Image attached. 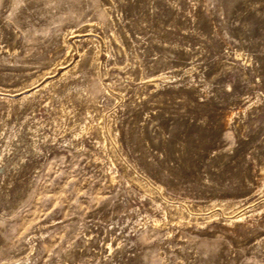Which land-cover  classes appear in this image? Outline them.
Instances as JSON below:
<instances>
[{"label": "rangeland", "instance_id": "374dc122", "mask_svg": "<svg viewBox=\"0 0 264 264\" xmlns=\"http://www.w3.org/2000/svg\"><path fill=\"white\" fill-rule=\"evenodd\" d=\"M0 264H264V0H0Z\"/></svg>", "mask_w": 264, "mask_h": 264}]
</instances>
